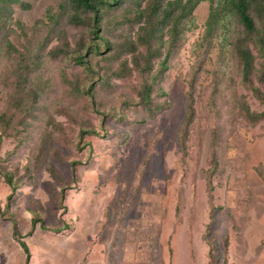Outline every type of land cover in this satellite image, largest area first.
Segmentation results:
<instances>
[{
  "label": "rangeland",
  "instance_id": "374dc122",
  "mask_svg": "<svg viewBox=\"0 0 264 264\" xmlns=\"http://www.w3.org/2000/svg\"><path fill=\"white\" fill-rule=\"evenodd\" d=\"M61 2L0 0V169L20 183L11 195L0 173V264H26L12 218L27 264H264V115L253 122L242 108L264 114V51L248 41L258 91L216 41L196 51L203 2L199 28L142 72L131 54L94 51L90 28L71 24ZM130 5L107 10L103 36L115 46L136 37L138 24L113 20ZM48 7L55 28L43 22ZM144 83H154L153 112Z\"/></svg>",
  "mask_w": 264,
  "mask_h": 264
},
{
  "label": "trees",
  "instance_id": "16d2710c",
  "mask_svg": "<svg viewBox=\"0 0 264 264\" xmlns=\"http://www.w3.org/2000/svg\"><path fill=\"white\" fill-rule=\"evenodd\" d=\"M127 0H62L60 7L66 5L72 8L68 16V21L74 25H82L90 28L96 40L94 51H113L112 58H120L124 54H131L134 66L140 71H151L152 62L155 58L162 55V49L167 47L168 51L162 64L167 62L168 56L173 48L189 34L194 33L199 28L198 18L195 14L196 8L203 2L209 4L208 17L205 22L204 35L195 45L198 51L207 44L213 45L214 41L220 47V59L223 63L229 62L230 55L237 56L241 65V72L246 83L258 91L253 86L252 75L254 72L255 57L248 41L251 39L257 44L260 50L264 51V0H129L130 8L121 18H113L115 23L124 22L131 25L138 24V31L135 38L125 37L122 41L114 43L103 36L105 32H111V19L106 20L108 9L114 6H121ZM2 2L20 3V0H2ZM40 22V21H39ZM44 23L51 24L55 28L59 22V14L53 7H48ZM20 28L23 24L17 22ZM242 25L243 35H238L237 26ZM143 48V50L141 49ZM87 52H78L73 55L77 63L83 64L88 69L92 68V62L87 59ZM128 70V59L121 63L118 76L124 75ZM264 80V73L262 74ZM79 93H91L92 86L89 85L85 90L76 87ZM154 83H144L141 89V104L146 106L150 112L153 110L150 105L153 102ZM188 114L183 125V144L184 136L189 125L194 119V99L190 93L188 101ZM162 105H158L161 108ZM247 118L253 122L258 121L264 115L251 111L248 105L242 106ZM89 130H82L81 134ZM3 136L0 135V144ZM215 157V153L213 154ZM216 165V159L214 158ZM214 165V166H215ZM5 181L11 187V195L20 186L15 180L12 171L0 169ZM212 189V187H210ZM64 192V189H62ZM13 221V234L19 241L26 254V264L30 258V250L27 243L22 239L18 224L15 218ZM34 223L38 221L33 217Z\"/></svg>",
  "mask_w": 264,
  "mask_h": 264
}]
</instances>
